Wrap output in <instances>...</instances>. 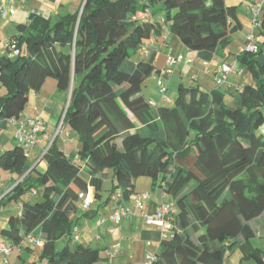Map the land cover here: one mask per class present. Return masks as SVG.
I'll use <instances>...</instances> for the list:
<instances>
[{
  "label": "trees",
  "instance_id": "trees-1",
  "mask_svg": "<svg viewBox=\"0 0 264 264\" xmlns=\"http://www.w3.org/2000/svg\"><path fill=\"white\" fill-rule=\"evenodd\" d=\"M152 15L162 16L168 34L195 52L225 50L240 29L235 7L224 0H85L79 11L54 19L31 15L11 39L18 54L0 55V133L52 79L66 94L60 116L65 111V128L79 145L75 163L54 139L41 155L44 170L14 188L15 201L31 189L42 194L22 200L2 231L12 250L29 247L25 238L33 235L43 242L40 262L98 263L99 248L57 243L72 236L80 196L90 186L101 200L112 171L110 191L121 202L133 195L136 179L147 177L160 179L176 207L175 230L152 264H223L234 249L264 264L249 224L264 213V14L257 51L236 55L252 83L241 88L235 108L218 89L183 83L170 105L152 107L144 99V82L159 74L143 56L161 34ZM14 142L0 152V171L22 176L30 166L25 148Z\"/></svg>",
  "mask_w": 264,
  "mask_h": 264
},
{
  "label": "crops",
  "instance_id": "crops-1",
  "mask_svg": "<svg viewBox=\"0 0 264 264\" xmlns=\"http://www.w3.org/2000/svg\"><path fill=\"white\" fill-rule=\"evenodd\" d=\"M84 1L24 0V3L18 7L16 13L11 17H16L14 21L11 23L9 21L0 22V55L6 53V42L18 34L17 27L29 21L32 15L31 11H35V13L45 18L54 19L64 13L79 11ZM224 3L227 6L235 7L237 20L240 24V29L232 35V42L225 50H218L214 53L189 51L180 43L178 38L168 34L162 16L152 15V19L161 34L152 37L145 45L143 56L159 70V74L154 76L156 79H161L164 84L165 81L170 80L171 75L177 74L180 83L184 84L186 80H189L195 82L197 87L202 90L218 89L223 94L225 104L235 108L240 105L239 94L241 88L245 84L252 83L250 75L237 66L236 71L230 73L221 86H217L214 82V74L220 65L236 62V55L242 49L245 36L248 33L252 32L254 34L257 44L261 43V38L251 11L253 7L257 8L252 0H224ZM257 10L259 14L256 21L259 24L264 14V3ZM237 39L239 41H236ZM169 56L189 59L191 64L168 66L166 61ZM169 100L172 103L173 100ZM150 102L157 106L171 104L165 102L162 98L161 102H164V104L156 103L153 100ZM66 103V94L57 90L55 81L47 79L40 91L30 94L28 104L20 119L9 123L7 129L0 133V152L14 145V127L18 122L28 118H40L45 124L49 138L52 139L53 131ZM261 132L264 133V127L261 128ZM55 140L57 146L69 160L75 163L79 162L77 155L79 145L76 133L65 128L64 132ZM45 146L44 143H41L26 153L30 168L24 175L19 176L0 171V241H5L2 231L8 228L9 219L19 215L22 200L31 202L42 194L41 189H31L21 197V200L11 199L14 194L13 190L17 185L23 186L33 183L37 172L44 170L45 163L41 160V153ZM112 177L111 175L110 178L108 173L105 181L109 178V183L105 184V181L103 182L101 200L95 199L87 211L79 210L76 213L72 236L69 239L63 238L57 245L61 247L68 242L72 247L83 244L99 248L101 250L100 260L96 264H144L147 255L155 254L163 240L162 234L156 228L145 224V217L152 215L161 205L173 204V201L160 186V179L153 181L147 177H140L134 182L133 195L128 200L121 202V200L114 198L117 192L110 191L113 187ZM140 194H147V199L138 207L135 199ZM106 199L108 200L106 201ZM121 207L127 208L128 214L122 217L119 223H115L112 215L117 208ZM249 224L255 232L253 239L260 241L261 248L255 247L262 249L264 247V213L250 221ZM74 230H76L75 233ZM29 247L26 244L21 247H14L8 264H25L28 261L34 264L41 248H36L33 245ZM223 264L256 263L251 260H244L241 252L234 249L225 256Z\"/></svg>",
  "mask_w": 264,
  "mask_h": 264
},
{
  "label": "built area",
  "instance_id": "built-area-1",
  "mask_svg": "<svg viewBox=\"0 0 264 264\" xmlns=\"http://www.w3.org/2000/svg\"><path fill=\"white\" fill-rule=\"evenodd\" d=\"M252 2L257 6V8H259L264 3V0H252ZM23 3L24 0H0V22H5L8 20L9 17H12L18 10V7ZM257 8L255 9L253 7L251 9L252 14L255 18L254 19L255 26H259L258 22L256 21L259 14ZM31 14L35 15L37 13H35V11H31ZM5 50L6 52L8 51V57L11 58L18 54L16 46L12 40H8L6 42ZM243 51L245 52L257 51V39L252 32L248 33L245 36L244 45L242 49H240V52ZM166 64L168 66H174V65L178 66L181 64L189 65L191 64V61L189 59H184L183 57L169 56L167 58ZM236 69H237L236 62L220 65L214 74L215 84L217 86H221L227 79V76L230 73L235 72ZM157 87L159 89L161 98L165 102L171 103V101L166 96L167 88L161 79H158ZM150 105L152 107L156 106L154 103H150ZM64 116H65V111L62 113V115L59 118V121L53 131L52 139L49 138V133L45 128V124L40 118H28L20 122L18 126L14 128L13 137L17 143H19L21 146L25 148L26 153L34 146L44 143V145L46 146L42 150L41 153L42 155L49 149L54 139L60 136L64 132L65 129ZM114 198L120 200L121 199L120 193H116ZM146 199H147V194L137 195L135 199L136 205L140 207ZM94 201L95 198H94L93 188L88 186L86 193L80 196L78 209L80 211H87L90 208L91 204L94 203ZM127 214H128L127 208L125 207L117 208L112 215V219L115 223H119L122 217H125ZM176 214H177V210L174 204L161 205L155 210V212L152 215H147L145 217L144 222L146 225L156 228L162 234L163 239H166L170 237L175 230L174 220ZM75 231L76 230H74V233ZM25 242L30 245H33L36 248H41L43 245V242L39 238L33 235L26 236ZM11 252H12L11 245L7 244L6 242L0 241V264H8V260L11 255ZM154 260H155V254L147 255L144 264H152Z\"/></svg>",
  "mask_w": 264,
  "mask_h": 264
},
{
  "label": "rangeland",
  "instance_id": "rangeland-1",
  "mask_svg": "<svg viewBox=\"0 0 264 264\" xmlns=\"http://www.w3.org/2000/svg\"><path fill=\"white\" fill-rule=\"evenodd\" d=\"M16 19V17L14 18H11L9 17L7 21H9L10 23L12 21H14ZM236 41H239V39H237ZM235 47V46H233ZM187 79V77H186ZM157 79L156 77L153 75V77H150L148 78L143 86H142V89H141V94L142 96L144 97V99L147 101V102H150V101H155L156 103H159L161 104V95L159 93V89L157 87ZM180 85V82L177 78V74H173L171 75V78L169 81H165V86L167 88V92H166V96L171 99V100H175V98L177 97V94H178V86ZM184 85L186 87H197V84L193 81H189V80H186V82L184 83ZM204 90V89H203ZM211 90H215V89H211ZM210 91V90H208ZM228 100V99H227ZM164 104V102L162 103ZM109 174H110V178H111V175H112V171H109ZM109 178L107 181H105V184H108L109 183ZM252 244H254V246H258L261 248L260 246V241L257 240V239H253L252 240ZM262 249H264V247H262ZM25 264H32L31 262H26ZM34 264H49L47 262H44V261H39L38 258L36 260V262H34Z\"/></svg>",
  "mask_w": 264,
  "mask_h": 264
}]
</instances>
